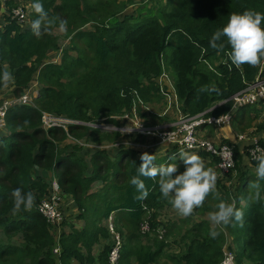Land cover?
<instances>
[{
	"label": "trees",
	"instance_id": "16d2710c",
	"mask_svg": "<svg viewBox=\"0 0 264 264\" xmlns=\"http://www.w3.org/2000/svg\"><path fill=\"white\" fill-rule=\"evenodd\" d=\"M19 1L0 0V74L4 70L12 74L14 79L7 88L12 87L15 96L34 88L31 81L39 76L40 93L35 106L11 107L6 130L0 131V264H109L112 246L103 223L111 214L124 240L120 264H163L159 262L168 252V243L148 240L150 236L144 235L141 227L147 221L154 227L151 221L166 207H173L160 192L159 177H141L149 190L145 200L134 199L138 193L131 185L145 152L130 145L90 152L74 139L90 144L119 141V132L86 124L98 119L115 123L112 117L132 108L135 91L145 104L160 99L155 79L164 66L176 75L175 87L184 115L196 116L211 109L212 115L228 113L232 107L229 99L256 81L264 57L256 66H238L229 58L231 48L226 37L218 42L225 45L223 50L211 48L209 40L227 24L231 13L251 10L264 14V0H167L168 4L162 0L160 8L138 15L125 13L134 0H40L55 24L48 31L42 29L39 38L31 29L32 21L38 18L32 9L36 0H27L32 10L29 26L11 19L10 10ZM60 21L66 22L65 37L70 43L64 45L60 64L47 63L62 44V37L54 35ZM79 41L93 53L92 66L88 67L76 47ZM220 60L214 69L207 64L215 66ZM82 67L86 68L84 72ZM7 88L0 85V96ZM259 106L264 107V100L241 110L251 108L258 119L264 110ZM41 112L86 124L70 126L68 132L59 127L45 129ZM256 129L264 135V121ZM139 138L141 143L146 140ZM259 145L264 148V137ZM251 148H246L247 154ZM174 149L172 156L178 152ZM234 155L231 175L238 171L241 188L249 178L241 172L243 162L237 147ZM210 158L218 165L217 158ZM154 164L158 167L170 161L155 157ZM253 164L257 166L256 161ZM55 179L63 198L60 208L68 206L67 199L79 210L77 217L66 218L63 223L59 258L53 253L52 226L38 211L41 201L50 199ZM222 181L217 178L218 192L209 193L201 207L173 222L166 232L168 238L182 226L191 225L180 239L172 241L179 255L171 258L178 264H223L225 251H231L235 264H264V180L259 181V199H246V206L241 205L244 199L232 196ZM16 188L32 192L35 203L30 211L13 215L10 193ZM221 200L243 212L242 222L233 219L216 226L204 218ZM195 214L202 220L192 222ZM226 230L232 245L227 246ZM212 231L219 235L213 238Z\"/></svg>",
	"mask_w": 264,
	"mask_h": 264
},
{
	"label": "clouds",
	"instance_id": "9594fccd",
	"mask_svg": "<svg viewBox=\"0 0 264 264\" xmlns=\"http://www.w3.org/2000/svg\"><path fill=\"white\" fill-rule=\"evenodd\" d=\"M20 6L23 7L24 10L26 11V22L23 25L29 26L30 24L29 23V13H31L32 11L31 7H29L30 9L28 11L27 6L20 5V1L15 7H13L10 10L11 19L13 21H17L15 18H13L12 12L14 9ZM32 9L37 14L38 18L32 21L31 29H32L33 35L39 38L42 35V29L43 31L50 30L54 26L55 20L50 19L48 17V14L45 12L43 4L40 2V0H36V2L32 4ZM4 12H5V9H2V14ZM262 21H264V14H261L259 12H254V11L249 10V11L243 12L242 14L231 13L229 15L227 24L222 29H218L217 31L213 33V35L211 36L209 40V46L216 50H223L225 45L223 43H218V42L221 41L222 37H226L227 44L231 48L229 58L233 64L238 65V66L242 64L256 66L257 64L260 63L261 58L264 57V28L261 27ZM19 24H22V23H19ZM66 30H67L66 22L60 21L59 31L65 32ZM221 61L222 60L218 61L215 66L210 63H207L206 61L205 62L208 65L210 64L211 66L215 68L221 63ZM164 70H166L165 66L163 67V71ZM167 72L170 75V72L169 71ZM13 79L14 78L12 74L9 71L4 70L2 74H0V85H2L4 88H7L9 84L13 81ZM156 79H155V82H156ZM156 86H157V83H156ZM28 91H31V90H28ZM28 91H26L25 93H27ZM132 95L134 96L133 106L130 110L123 112V114L130 112L134 106L136 107L137 111H139L141 108H143L142 106H146V105L150 106L152 110L155 111L157 114L163 113L162 111L164 109V106L162 105L161 97L160 99L155 100L154 103L145 104L141 100L140 96L138 95L136 91L133 92ZM11 98H17L14 94H12V88L11 90L8 89L6 94L0 96V103H2L5 99H11ZM221 104H224V102ZM15 105L35 106L33 101L28 102V103H15L11 107ZM10 108L8 109L7 114ZM229 112H231V110ZM7 114H6V117H7ZM150 115L153 116L152 121H157V115H154L152 113H150ZM171 115L172 114L168 116H158V117H160L159 120L162 121V119L166 117H171ZM119 116L112 117L115 120V123H107L104 119H98L96 122H94V124H91V123L86 124V123L79 122V124H73V125L86 124V126L93 127L95 129H100V130H104L108 132H114L113 130L110 129V127L120 126L121 121L119 119L120 118ZM148 119L149 121H151L150 117ZM73 125H70V126H73ZM6 127L5 129L0 130V131H5ZM44 128L49 129L46 127ZM65 131L68 132V130H65ZM120 136H121V139L115 143L104 142L100 144H90L85 139L78 140V141L74 139V142L88 149L90 152L92 151L95 152V151H101L104 149L113 150L119 147L123 148L124 145H130L133 149H135L134 146L130 144V142H132L133 144H136V141L140 139L139 137H141V136L136 137L135 140L132 137L133 139L132 141H130L129 137L128 138L123 137L121 133H120ZM69 137L71 136L69 135ZM205 138L210 139L209 137H205ZM215 142L217 143L222 142V143H226V144L234 146L232 143H229L228 141L225 142V140L215 141ZM112 144H118V146H115L112 148L106 147ZM196 152H202L208 157H210L204 151H196ZM113 153H115V150ZM177 153L178 152H176L174 156ZM248 158H249V153H248ZM179 159L184 166V171L182 173H178V167L176 164L160 165L157 167L154 164L155 156L150 155L147 152L143 153L140 156L141 164L137 168V175L131 178V185L136 189V192L138 193V195H136L134 199L145 200L149 195V190L147 189L144 183V180L141 179V177L148 178V179H156L157 177H159L158 183H159L160 192L164 198H167L168 203L172 205L173 209L177 211V213L181 215L182 217H188L192 215L194 209L201 207L206 197L209 195V193H212L214 191L216 187L217 174L212 168L206 167L202 158L195 153L181 151L179 153ZM253 159L257 162V166H256L257 181L253 182L250 185V187L255 189V197L259 199L260 197L259 181L264 180V149L257 148L253 154ZM255 161L250 160V162H253V163H255ZM219 175L222 178L220 172H219ZM10 196L13 200V208H12L13 215L20 213L22 210L25 212L30 211L32 207L34 206L35 196L33 195L32 192L24 193L20 188H16L10 193ZM246 204L247 203H245V205H242V204L241 205L246 206ZM63 214H64V220L59 226L61 228L60 232L57 230L59 227L53 226L50 224L52 226L51 232L55 237V247H54L53 253L56 256V258H59L61 254V249H60L59 255L56 254L54 251L57 247L60 248L59 239L63 232V229H62L64 228L63 223L65 222L66 218L69 220V217H67L65 214V208H63ZM111 216L114 219V223L116 227L119 229L116 223L115 215L111 214L106 220H104V223H103L108 233H109V230L107 228L106 222ZM208 217L213 225H216V226L227 225L233 219L237 222H242L243 212L238 210L234 204H230L224 200H221L218 204L215 205V210L208 213ZM156 220H157V223L160 224L158 227H161V230L165 231V234H166L167 226H164L166 223L164 221H161L160 217H158ZM210 235L213 238H215L217 235H219V233L216 231H212ZM109 239H110L109 241L111 242L110 233H109ZM123 243H124V240H123ZM108 263L110 264L109 257H108Z\"/></svg>",
	"mask_w": 264,
	"mask_h": 264
},
{
	"label": "built area",
	"instance_id": "2783aa9c",
	"mask_svg": "<svg viewBox=\"0 0 264 264\" xmlns=\"http://www.w3.org/2000/svg\"><path fill=\"white\" fill-rule=\"evenodd\" d=\"M12 13L13 18L19 23L24 24L26 22V11L23 7L20 6L14 9ZM209 67L210 69L214 68L210 64ZM263 67L264 60L262 62V69L256 77V81L250 84L245 90L237 93L229 99L232 109L255 105L264 100ZM156 83L159 89L158 94L160 95L162 105L164 106L163 113L157 114L147 105L142 107L144 112L157 115V121H152V118L150 117L151 125H145L140 121L139 111H137L134 106L130 112L119 116L121 121L119 127L113 126L110 127V129L121 133L123 137H133L134 140L139 136L144 137L147 143H149V147L168 145L178 149V152L182 150L194 152L204 151L210 157L218 159L219 172L222 177H227L226 175L235 169L234 146L222 142L217 143L205 138L201 133L205 132V129L208 127L222 129L225 126L231 125L233 120L231 112L221 115H212L209 114L212 110L211 109L196 116L184 115L181 110L175 84L172 82L171 76L166 70H164L156 79ZM30 92L31 91H28L20 98L5 99L0 103V130L5 129L6 114L13 104L31 102ZM173 113L176 117L174 121L159 120L160 117L158 116H168ZM42 122L46 128L59 127L65 130H67V127L70 125L79 124L77 121H72L64 117H56L45 112H42ZM201 129H203V131ZM130 144L133 146L135 145L132 142H130ZM115 146H118V144H112L106 147L112 148ZM257 148L264 149L259 145V139L254 138V146L249 152V158L251 161H255L253 159V154ZM62 203L63 198L60 192V185L55 179L52 182V194L50 199H43L38 206V211L49 224L59 227L64 220L63 209L60 208ZM148 222L149 221L142 225L141 230L143 232L149 231L150 222ZM106 225L111 235L110 244L112 246L109 253V262L110 264H119L124 246L123 237L119 229L116 227L112 216L108 219ZM57 230L60 232L61 228L59 227ZM54 252L59 255L60 248L57 247ZM224 256L223 264H235L234 256L230 251H225Z\"/></svg>",
	"mask_w": 264,
	"mask_h": 264
},
{
	"label": "rangeland",
	"instance_id": "374dc122",
	"mask_svg": "<svg viewBox=\"0 0 264 264\" xmlns=\"http://www.w3.org/2000/svg\"><path fill=\"white\" fill-rule=\"evenodd\" d=\"M123 1H126V0H123ZM171 1H177V0H171ZM165 4L167 3V0L164 1ZM134 4H130L127 11L125 13L127 14H135V15H138V13L140 11H143L144 13H148V12H152L153 10L157 9V8H160V6H163L164 3L162 0H134L133 1ZM168 4V3H167ZM20 5L22 6H27V10L29 11V7L31 6V3L27 0H20ZM30 14L29 13V17H30ZM3 20V18H1V21ZM66 31L65 32H60L59 31V28H57L55 31H54V35L56 37H62L61 38V46H60V49L59 51H55L54 53H52L49 58L46 60L47 63H57V64H60L61 63V57H62V53L64 51V48L65 46L64 45H68L70 43V40L67 39V37H65L66 35ZM75 44V43H74ZM76 47L81 51V53L84 55L85 57V62L86 64L89 66H92L93 65V53L86 47V45L83 43V42H77L76 44ZM86 70L85 67H82L81 71L84 72ZM170 75H171V80L172 82L175 84V80H176V75L174 73H171L170 71ZM38 77L36 80H33L31 81V84L32 85H36L34 88L32 87H29L28 90H31V92L29 93L30 94V97H31V101L35 102V100L37 99V97L39 96V76H36ZM40 85V84H39ZM12 87L10 88H7V89H10L11 90ZM25 92H23L22 95H24ZM22 95L20 96H16L17 98L18 97H21ZM255 105H249L247 107H253ZM174 114V113H173ZM231 115L234 116V115H238V116H241V117H245L246 119L250 120V116H251V113L249 111H243L241 110L240 113L238 112V108H234L231 110ZM263 117H264V113H263ZM139 118H140V121L142 123H144L145 125L149 126L151 125L149 119L145 116V113H144V109L141 108L139 110ZM260 120V119H259ZM258 120V123L263 121H259ZM256 122L253 124V125H249L246 127V131L244 133H240V136H245V137H250L251 140H253L254 137L258 136L259 134L257 133V129H256ZM85 125V124H83ZM70 126L67 127V130L69 129ZM203 131V129H201ZM216 130H220V129H216V128H212V127H208L206 129L205 132L201 133V135L205 136V137H208L211 135V132H215ZM245 137H242V139H245ZM259 137V136H258ZM211 139V138H210ZM212 140V139H211ZM248 142H249V146H251V141L249 139H247ZM137 148L136 149H140L141 146L138 144L136 146ZM143 149H147L146 146H143ZM182 151H185V150H182ZM118 150H115V153H117ZM181 152V151H180ZM178 152L175 157L173 158V161L174 162H180V159H179V153ZM187 152H190V153H194V151H187ZM248 166L250 168H253L255 165L253 164V162H247ZM232 171H230L226 176L227 177H222L223 178V181H222V184L225 185V187L227 188V190L230 191L231 195L233 196H236L237 195V187H238V184H239V180H238V171L234 172L233 175H231ZM252 173V172H251ZM220 177V175H219ZM221 178V177H220ZM221 178V179H222ZM99 187V186H98ZM97 187H95L94 190H96ZM247 188V187H246ZM65 204L69 206V201L66 199L65 200ZM193 214V213H192ZM194 216V217H193ZM192 216V222H199L202 220V216L200 214H195ZM189 217V216H188ZM187 218V217H186ZM205 219H208L209 220V217H204ZM178 217H174V216H171L169 219H167V227H166V230L168 231L170 229V227L172 226L171 224L175 221H177ZM185 219V218H183ZM152 224L154 225V227L151 226V224L149 223V231H145L142 233H144V235H149L150 237L147 238L148 240H156L158 239L159 241H164L165 243H168V252H166L164 254V256H162L160 258V262L159 263H163V264H178L177 261L175 259H172L171 256H178V248L177 246H174L172 244V241H174L175 239H180L181 236H183V234L186 232V230L191 226L190 224L188 225H185V226H182L181 230L177 233H174L172 234L170 237L166 238L165 237V231H162L161 230V227H158L157 226V220H152L151 221ZM213 225V224H212ZM226 234H227V246L229 244L232 245V239L230 237V234L229 232L226 230ZM110 240V239H109ZM243 244V243H242ZM241 247H239L240 249ZM227 249V248H226ZM233 251H234V248H233ZM231 252V251H230ZM57 264H61L57 261ZM244 264H247V262H244Z\"/></svg>",
	"mask_w": 264,
	"mask_h": 264
},
{
	"label": "crops",
	"instance_id": "0c3cea01",
	"mask_svg": "<svg viewBox=\"0 0 264 264\" xmlns=\"http://www.w3.org/2000/svg\"><path fill=\"white\" fill-rule=\"evenodd\" d=\"M260 102H262V101H260ZM258 108L261 109L264 107L259 106ZM241 109L242 108H238L239 113H240ZM243 111H249L251 113L250 120L246 119L245 117L234 115L231 125L225 126L220 130H216L215 132H211V135L208 137L214 141H224V140L228 141L229 143H232L234 145L235 149H236V147H237V149H239V152L242 156V162H243V164H242L243 171H241V172L246 173V176L249 179H248V184L244 181L245 184L244 185L242 184L241 188L237 187L236 191L238 192L237 195H239L241 198L244 199V201H242L241 204L245 205V203H247L246 199H250V200L255 199V189L251 188L250 185L256 181V177H257L256 176V166H254L253 168H250L248 166L247 162L249 163L250 160L248 158V154L246 151V148L249 147V145H248L249 142L247 139H249L252 142L251 146H254V138L255 137L253 138V140H251L250 137L240 136V133H244L246 131L247 126L253 125L255 122L257 124L259 119H260L259 121H261V120L264 121V117H263L264 110H262L260 117L258 119H256V115L251 110V108L243 110ZM175 118H176L175 115L172 114L171 117H169V120L174 121ZM261 122H259V123H261ZM258 136H256V139H259V142H260L261 138L264 137V135L259 133ZM242 137H245V139H242ZM138 144L141 146V148L137 149V150L143 151V152L151 151L150 154L157 157L158 160L165 158L168 161H170V164H176L178 167V173H182L184 171V166H183L181 161L180 162H174L173 161V158L175 157L174 155L172 156V153L175 151L174 147L168 146V145H159V146L149 147V143H147L146 140L143 143H141L137 140L136 144L134 145L135 149L137 148L136 146ZM143 146H146L147 149L144 150ZM194 153L199 155L202 158L203 162L205 163L206 167L212 168L216 172L217 178H219L218 177V175H219L218 174V172H219L218 165H214L211 162V158L208 157L207 155H205L204 153H202V152H194ZM214 191L218 192L216 187H215ZM68 201H70V200H68ZM72 204L73 203H71V204H69V206L65 207V214L67 217H69V220L77 217L78 213H79V210L76 207H74ZM171 216L178 217L180 219L186 218V217H182L181 215H179L177 213V211H175L173 208H168V207H166V209L161 213V216H159V217H160V220L164 221L166 223V226H167V219H169Z\"/></svg>",
	"mask_w": 264,
	"mask_h": 264
}]
</instances>
